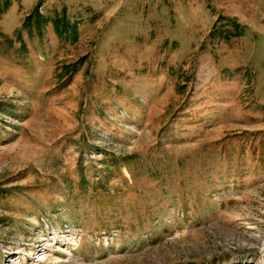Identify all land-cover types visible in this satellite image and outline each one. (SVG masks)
<instances>
[{
	"label": "rangeland",
	"instance_id": "rangeland-1",
	"mask_svg": "<svg viewBox=\"0 0 264 264\" xmlns=\"http://www.w3.org/2000/svg\"><path fill=\"white\" fill-rule=\"evenodd\" d=\"M0 264H264V0H0Z\"/></svg>",
	"mask_w": 264,
	"mask_h": 264
}]
</instances>
